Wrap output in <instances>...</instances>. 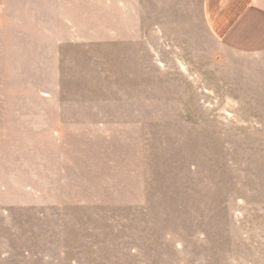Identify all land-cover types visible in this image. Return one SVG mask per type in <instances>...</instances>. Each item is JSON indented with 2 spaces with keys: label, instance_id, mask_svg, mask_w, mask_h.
Wrapping results in <instances>:
<instances>
[{
  "label": "rangeland",
  "instance_id": "rangeland-1",
  "mask_svg": "<svg viewBox=\"0 0 264 264\" xmlns=\"http://www.w3.org/2000/svg\"><path fill=\"white\" fill-rule=\"evenodd\" d=\"M201 2L0 0V264H264V86Z\"/></svg>",
  "mask_w": 264,
  "mask_h": 264
},
{
  "label": "crops",
  "instance_id": "crops-1",
  "mask_svg": "<svg viewBox=\"0 0 264 264\" xmlns=\"http://www.w3.org/2000/svg\"><path fill=\"white\" fill-rule=\"evenodd\" d=\"M201 5L206 31L218 43L225 69L264 86V0H202ZM126 12L134 16L129 2Z\"/></svg>",
  "mask_w": 264,
  "mask_h": 264
}]
</instances>
